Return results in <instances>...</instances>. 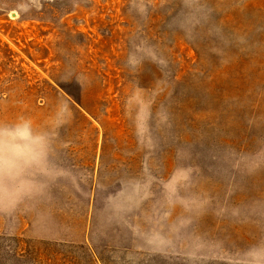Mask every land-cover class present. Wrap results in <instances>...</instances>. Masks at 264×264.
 <instances>
[{"label": "rangeland", "instance_id": "374dc122", "mask_svg": "<svg viewBox=\"0 0 264 264\" xmlns=\"http://www.w3.org/2000/svg\"><path fill=\"white\" fill-rule=\"evenodd\" d=\"M132 4L0 0V120L51 136L5 194L0 264H264V0ZM151 180L173 246L95 253L96 196L129 213Z\"/></svg>", "mask_w": 264, "mask_h": 264}, {"label": "crops", "instance_id": "0c3cea01", "mask_svg": "<svg viewBox=\"0 0 264 264\" xmlns=\"http://www.w3.org/2000/svg\"><path fill=\"white\" fill-rule=\"evenodd\" d=\"M155 185V180H151L145 189L136 192L139 196L130 200L132 212L129 213L121 212L117 207L119 202L112 197L96 196L88 224L89 243L95 253L104 247L155 252L160 250L157 246H173V203L164 200ZM136 186L139 187L140 182L137 181ZM129 222V232L121 233Z\"/></svg>", "mask_w": 264, "mask_h": 264}, {"label": "clouds", "instance_id": "9594fccd", "mask_svg": "<svg viewBox=\"0 0 264 264\" xmlns=\"http://www.w3.org/2000/svg\"><path fill=\"white\" fill-rule=\"evenodd\" d=\"M35 3L39 4L40 0H35ZM141 4L142 0H133L132 6L143 11ZM163 63V61L160 62L161 65ZM128 64L131 65L130 59ZM70 78V73L62 77L66 80ZM76 79L83 85L81 76H77ZM60 106L67 111L63 100ZM50 140V133L38 129L30 117L20 116L11 122L0 120V208L6 206V192L12 191L21 176L35 166L31 159L34 146L40 143H50Z\"/></svg>", "mask_w": 264, "mask_h": 264}]
</instances>
